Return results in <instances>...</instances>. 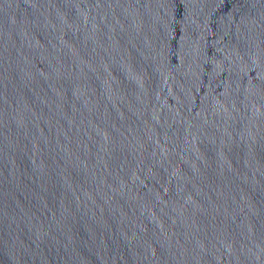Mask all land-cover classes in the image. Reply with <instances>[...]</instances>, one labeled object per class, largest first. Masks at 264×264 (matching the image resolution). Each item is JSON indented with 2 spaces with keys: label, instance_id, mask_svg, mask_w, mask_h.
<instances>
[{
  "label": "water",
  "instance_id": "1",
  "mask_svg": "<svg viewBox=\"0 0 264 264\" xmlns=\"http://www.w3.org/2000/svg\"><path fill=\"white\" fill-rule=\"evenodd\" d=\"M0 264H264V0H0Z\"/></svg>",
  "mask_w": 264,
  "mask_h": 264
}]
</instances>
